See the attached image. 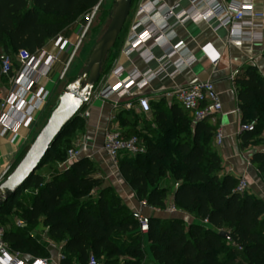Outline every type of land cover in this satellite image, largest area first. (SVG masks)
<instances>
[{
  "label": "trees",
  "instance_id": "1",
  "mask_svg": "<svg viewBox=\"0 0 264 264\" xmlns=\"http://www.w3.org/2000/svg\"><path fill=\"white\" fill-rule=\"evenodd\" d=\"M98 1L0 0V55L12 54L16 60L18 50L34 54L48 41L65 36L66 25L84 23V16ZM136 2L131 1V10ZM105 62L100 77L110 69ZM234 87L241 121L255 122L252 130L241 133L247 143L264 128V78L255 67L248 66L243 76L234 78ZM191 119L178 103L168 110L156 108V128L149 126L142 134L127 126L131 120L125 114L121 136L138 137L144 151L135 155L121 152L117 168L137 199L160 209L166 207V190L160 182L170 176L175 182L173 205L196 217V223L185 225L178 217L150 216L148 256L133 213L111 193L112 188L100 187L101 180L92 175L87 159L81 158L46 177L43 168L49 164L61 166L66 161L69 145L64 146V137L75 123L82 122L79 115L20 190L0 207V229L9 247L44 255V246L27 234L28 228L44 226L48 239L61 243L60 264H74L73 258L87 264L91 256L100 264H117L120 258L124 259L122 264H264V201L237 192V178L219 175L220 160L209 145L216 125L207 127L204 120L191 131ZM29 144L20 150L4 177ZM250 162L264 179V151L253 153ZM93 189H98L95 201L87 197ZM16 220H22L25 226L17 227ZM222 230L231 240L219 235Z\"/></svg>",
  "mask_w": 264,
  "mask_h": 264
},
{
  "label": "crops",
  "instance_id": "2",
  "mask_svg": "<svg viewBox=\"0 0 264 264\" xmlns=\"http://www.w3.org/2000/svg\"><path fill=\"white\" fill-rule=\"evenodd\" d=\"M243 2L249 5L258 16L244 17L240 24L246 30L255 29L258 31L259 38L253 41L246 39L229 40L227 31L224 28L214 30L205 21L189 22L184 26L177 25L174 27L172 38L181 41L183 48L180 52L185 63L180 62L179 57L172 53L173 51L169 46L148 39L145 49L142 50L141 55L143 58L136 59V54H133L131 59L134 62L131 64L124 54L127 46L126 39L123 47L113 53V60L110 63L108 73L102 75L104 82L102 88L117 83V79L111 71L120 66L126 67L127 70L132 68L147 69V72H150L158 65V62H162L164 63V70L159 71L155 77L150 78L145 86L134 88L131 96L114 97L113 99L118 101V107L115 110L111 100H103L98 95L94 97L91 95L89 98L90 105L86 107L89 110V116L82 119V122L77 126H73L74 132H79L83 137L76 147L79 153L78 160L84 157L91 158L98 168L104 174H107L108 187L115 190L121 202L132 213L139 211L153 217H178L184 221L185 225L198 221L193 215L182 211L169 216L162 213H151L146 206L141 204L135 192L124 181L118 172L119 170L111 163L102 148L105 131L111 126H116L119 131H122L127 124V126L145 134L147 127L156 128L153 121V112L156 108L168 110L171 106L177 105V102L167 95L169 91L179 85L203 80H209L214 84L222 105V114L212 115L204 121L205 126L213 127L216 125V129H221L223 133V141L220 146L215 144L214 134L210 136L209 142L211 150L217 154L220 160L219 175H230L237 179L244 176L248 183L246 192L264 201V179L250 162L253 153L264 151V128L258 129V134L253 136V139L247 143H244L240 129L243 122L241 121V113L234 87V78L243 76L248 66L255 67L257 74L264 78V0H243ZM141 5L145 8V16L141 18L140 22L145 23L148 27L153 25L159 28L165 22V13L171 7L178 5L179 10H185L189 5V0H137L133 9L131 27L137 23L138 8ZM43 49H47V43ZM148 57L154 59L152 58L149 62L144 61ZM213 57H217L215 66L211 63ZM126 73L122 78L126 76ZM13 79L14 73L10 77L0 74V96L2 98H9L13 90ZM139 79L140 77H136L135 82ZM53 81L54 78L49 76L39 80L40 86H44L49 95L54 87ZM50 88L51 91H49ZM138 96H146L149 99L150 113L145 114L139 111L136 102ZM46 101L38 106L35 111L36 122L32 126L16 125L15 133H3L0 125V181L20 150L30 143L44 114ZM129 102L132 103V107L126 108L125 104ZM125 114H128V119L131 122L120 125ZM112 115H114V119L111 121ZM16 117L14 115L10 118V121H13V118ZM0 119H3L1 109ZM176 124H178V121H176ZM195 124L191 119L189 124L191 131H193ZM72 134V136L77 137L75 133ZM78 138H80V135ZM174 184L175 182L170 176L163 178L160 182V186L166 190V206L173 204ZM24 226L25 224L21 228ZM39 227L28 228L27 234L29 238L44 246V255L35 256L22 253L23 260L31 262L33 257H44L48 260V264H60L61 258L58 257L59 249L57 246H61V243L50 246L46 227ZM146 235V233L142 235V240L144 249L149 256V244ZM60 251L62 253V247ZM73 263L84 264L78 262L76 258H73Z\"/></svg>",
  "mask_w": 264,
  "mask_h": 264
},
{
  "label": "built area",
  "instance_id": "3",
  "mask_svg": "<svg viewBox=\"0 0 264 264\" xmlns=\"http://www.w3.org/2000/svg\"><path fill=\"white\" fill-rule=\"evenodd\" d=\"M102 0L92 8L90 14L85 16L89 19L87 26L94 16L95 11L99 7ZM178 5L171 7L164 16L165 22L162 27L147 26L141 23L140 20L145 16V8L143 5L138 8L137 23L130 28V35L127 38V46L124 54L129 62L133 64L131 59L133 54H136V59H141L142 50L145 49L148 39L155 42H161L169 46L176 54L181 63V49L183 45L178 39H173L172 34L174 27L177 25L184 26L189 22L205 21L216 30L224 28L227 31L228 39H246L249 41L259 38V32L255 29L246 30L240 23L244 17H256L249 5L244 4L243 0H189V5L185 10H179ZM153 57L145 58L144 61H151ZM154 59V58H153ZM17 67L14 68L11 56L7 54L0 55V74L5 77H10L14 73L13 90L9 98L0 96V109L3 112V119H0L3 133H15L16 125L32 126L36 122V114L38 106L43 104L49 96L48 91L39 85V80L47 77L53 70L54 65L59 61L53 52L47 49H39L34 54H29L25 50H18L16 54ZM211 63L217 64V57L211 59ZM164 63L158 62V65L147 72V69H129L120 66L111 71L112 75L117 79L114 85H108L98 92V97L103 100H111L113 109L118 107V101L114 97L131 96L134 88L145 86L150 78H153L161 70H164ZM65 69L60 73L62 78ZM127 72V73H126ZM126 73V76L122 78ZM140 77L135 82V78ZM167 95L173 98L184 110L192 117L194 123L206 120L212 115L222 114V105L219 95L214 88V84L209 80L196 81L193 83L179 85L169 91ZM139 111L148 114L150 113L149 99L146 96H138L136 99ZM126 108H131L132 103L125 104ZM13 121L10 118L14 117ZM89 116L87 108L80 113L81 119H86ZM114 115L111 116V121ZM255 122L243 123L240 126L241 131H250L253 129ZM215 144L220 146L223 141V133L221 129H216L214 133ZM102 148L113 165L117 167L118 156L121 152H126L130 155H135L144 151V146L141 140L136 136L124 138L121 136L119 129L116 126H111L105 131ZM79 153L76 148H70L67 151L66 161L61 166L69 165L78 160ZM236 191L239 193L246 192L248 183L244 176L238 178ZM141 204L146 206L151 213H162L169 216L178 212L175 206L169 205L164 209L147 206L144 200H139ZM133 216L138 222V228L141 235L148 232L150 215L143 214L139 211H134ZM206 222V220H204ZM24 222L16 220V226L22 227ZM30 235L32 233H29ZM50 246H56V243L49 240ZM59 249L58 257L62 258ZM0 264H48V260L44 257H33L31 262L23 260V254L20 251L13 250L9 247L4 239V232L0 229ZM87 264H100L99 261L91 256Z\"/></svg>",
  "mask_w": 264,
  "mask_h": 264
},
{
  "label": "water",
  "instance_id": "4",
  "mask_svg": "<svg viewBox=\"0 0 264 264\" xmlns=\"http://www.w3.org/2000/svg\"><path fill=\"white\" fill-rule=\"evenodd\" d=\"M132 0H115L109 23L96 41L80 73L65 87L45 123L30 142L14 168L0 181V207L15 195L30 175L41 165L57 139L79 117L98 82L103 64L118 39L131 10ZM219 235L231 240L226 231Z\"/></svg>",
  "mask_w": 264,
  "mask_h": 264
},
{
  "label": "rangeland",
  "instance_id": "5",
  "mask_svg": "<svg viewBox=\"0 0 264 264\" xmlns=\"http://www.w3.org/2000/svg\"><path fill=\"white\" fill-rule=\"evenodd\" d=\"M114 7H115V0H102L88 26L87 23L89 19L86 16H84L85 19L84 23L75 22L73 24L66 25L65 27L68 28V32L65 36H61L59 40H50L47 42V50L53 52V54H55L56 57L59 58V61L54 65L53 70L48 75L50 78L52 77L54 78L53 81L54 87L52 91L51 88L49 89L51 93L46 101L44 114L39 122L38 129L36 130L32 139L40 130L42 125L45 123L47 117L49 116L50 112L57 103L58 98L60 94L64 91L65 87L80 73V71L85 66L87 59L89 58V55L91 54L96 41L101 36V34L103 33V31L105 30L106 26L109 23V16L110 13L113 11ZM133 9L130 11L129 16L125 22V25L116 41V44L111 50V55L107 58L105 62V67L110 66V63L113 60V53H116V51H118L120 48L123 47L125 40L130 35ZM12 61L14 63V67L16 68V60L14 56L12 58ZM64 69L65 72L63 77L58 79L59 76L57 73L60 74L61 72H63ZM102 77L99 78L98 82L96 83L93 89L92 92L93 97L96 96L98 92L102 89L104 83ZM89 105H90V100L87 102V107ZM77 125L78 122L75 123L74 126ZM72 129L69 133L65 134V137L63 136L66 139L64 142V146L69 145V149L76 148L77 143L81 141L83 138L82 135L79 134V132H74L75 131L74 128ZM72 133H75L77 137L72 136L73 135ZM79 135L80 138H78ZM84 159H87L91 163L90 167H91L92 175L101 180L100 187L101 188L108 187L107 181L109 180L106 178L107 174H104L98 168V166L93 162L91 158L84 157ZM62 167L63 166H59L56 164H49L45 168H43V171L46 177H51L56 172L57 169L61 170ZM111 193L117 195V193L113 188L111 190ZM97 194H98V189H93L88 194L87 197L88 199L95 201ZM101 260L100 262H102ZM123 261L124 259L120 258L117 264H122Z\"/></svg>",
  "mask_w": 264,
  "mask_h": 264
}]
</instances>
